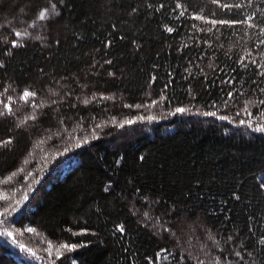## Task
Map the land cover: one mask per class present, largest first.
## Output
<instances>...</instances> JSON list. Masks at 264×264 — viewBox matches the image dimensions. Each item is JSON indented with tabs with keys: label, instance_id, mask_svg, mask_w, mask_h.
Wrapping results in <instances>:
<instances>
[{
	"label": "trees",
	"instance_id": "1",
	"mask_svg": "<svg viewBox=\"0 0 264 264\" xmlns=\"http://www.w3.org/2000/svg\"><path fill=\"white\" fill-rule=\"evenodd\" d=\"M0 264H264V0H0Z\"/></svg>",
	"mask_w": 264,
	"mask_h": 264
},
{
	"label": "snow or ice",
	"instance_id": "2",
	"mask_svg": "<svg viewBox=\"0 0 264 264\" xmlns=\"http://www.w3.org/2000/svg\"><path fill=\"white\" fill-rule=\"evenodd\" d=\"M41 18H43V13L41 14ZM214 23H215V21H214ZM221 23H226V21H221ZM16 35L19 36L21 34L19 32H17ZM30 95H33V94L32 93L25 92L24 93V99L27 100ZM177 111H181L182 112L183 109H178ZM129 123H132V122L130 121ZM25 198L27 199V197H25ZM30 231H31V229H30ZM121 231H123V229H121ZM65 247H68V246L65 245Z\"/></svg>",
	"mask_w": 264,
	"mask_h": 264
},
{
	"label": "rangeland",
	"instance_id": "3",
	"mask_svg": "<svg viewBox=\"0 0 264 264\" xmlns=\"http://www.w3.org/2000/svg\"><path fill=\"white\" fill-rule=\"evenodd\" d=\"M53 102H56V97H55V96H53ZM57 103H58V104L55 105L56 107H58V105H59L60 102L57 100ZM7 105H8V104H7ZM25 106H26V104H23V105H21V107H19L18 109H14V110H15L16 112H17L18 110L20 111V110L23 109ZM191 243L194 244V242H191Z\"/></svg>",
	"mask_w": 264,
	"mask_h": 264
}]
</instances>
